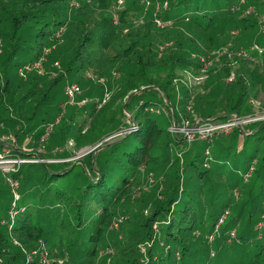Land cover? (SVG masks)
<instances>
[{
	"label": "trees",
	"instance_id": "16d2710c",
	"mask_svg": "<svg viewBox=\"0 0 264 264\" xmlns=\"http://www.w3.org/2000/svg\"><path fill=\"white\" fill-rule=\"evenodd\" d=\"M263 12L264 0H0V136L12 133L20 144L30 138L32 149L39 147L43 125L62 109L55 99L73 82L94 86L86 91L90 103L79 107L91 112L77 119L76 111H66L55 125L48 141L63 145L58 154L66 156L56 159L75 156L66 146L70 139L77 147H94L126 122L135 124L106 142L112 149L104 155L101 148L79 161H29L10 173L22 194L18 208L24 210L11 220L14 196L7 178L6 187L0 185L2 264H25L34 250L38 255L30 264H145L143 245L149 264H208L209 237L227 245L236 231L229 241L241 249L239 258L264 264V227L257 228L264 222V151L259 155L264 119L250 122L258 123L251 130L238 126L240 149L218 141L215 133L190 144L170 131L174 120L194 124L254 112L250 99L264 97V54L249 48L264 47ZM228 45L229 50L245 47L250 57L232 59L226 51L217 56ZM39 61L41 67H34ZM186 70L207 79L188 87L176 80ZM104 82L111 97L98 108ZM166 97L173 106L170 115L161 113V106L170 109ZM132 104L138 114L127 121ZM131 135L138 146L121 149L119 142ZM7 144L0 141V150ZM21 149L13 146L12 153L35 157ZM78 162L87 165L92 179L70 190ZM150 171L162 180L147 192L142 184ZM118 173L120 182L113 179ZM246 186L242 201L234 200L232 190ZM139 191L130 217L116 226ZM35 197L42 203L32 209ZM157 222L160 233L153 227ZM43 245L49 263L41 261Z\"/></svg>",
	"mask_w": 264,
	"mask_h": 264
},
{
	"label": "rangeland",
	"instance_id": "374dc122",
	"mask_svg": "<svg viewBox=\"0 0 264 264\" xmlns=\"http://www.w3.org/2000/svg\"><path fill=\"white\" fill-rule=\"evenodd\" d=\"M250 9L253 10L254 7L250 6ZM253 12H254V10H253ZM261 17L264 19V12L262 13ZM156 22H157V25L160 28H164L165 25H166L163 21H161L159 19H157ZM233 31H235V30H232V29L228 30L227 29L226 32H227V34L235 35V33H233ZM261 31L264 34V28L263 27L261 28ZM229 42H231V40ZM253 44H255V43H253ZM253 46H251L249 49L252 50ZM230 47L231 46H229V45L222 47L223 48L222 50H218L217 56H219L220 54H222V53H224L226 51V52H231L233 54L231 56L232 59H234V57H246V58L250 57L249 52L247 51V49L245 47L241 46V47L235 48V50H229ZM202 58H204V57L202 56ZM254 60L256 61V59H254ZM89 75H91V74H89ZM207 76L208 75L205 74V73H195V70H186V71H183V72H179L178 76L176 77V80L181 81L182 83H184L188 87L196 86L198 88L199 86H201L206 81ZM89 78L93 79L95 81L97 80V77H89ZM104 84H105L104 96L102 98H99V97L96 98V99H98V101H100L99 105H98V108H101V106L106 104L109 101L110 97H111L110 91L107 90L106 82H104ZM87 85H88L87 83L84 84V85H81V93L77 94V96L75 97L74 104H69L67 106L66 110H64L62 108L61 111L59 112V115L62 112H64V114H65L66 111H67V115H69V113L71 111H76V118L77 119L90 115V112H91L90 110H89L88 113H86V112H84L82 110L84 108H82V109L79 108L80 106L84 105V104H82L83 100H86L87 103H90V101H91L90 100L91 97L89 95H86V91L87 90H91V88H93L94 86H91V85L87 86ZM82 96L84 98H86V99H84ZM153 99L160 100V96L159 95H157V96L154 95ZM65 100H67L66 99V95L62 93V94H60L57 97V99H55V103L56 102L60 103L61 101L63 103ZM261 101H262V104L260 103ZM194 102L195 101H192V104ZM166 103L168 105H170V109L168 108V106H165V105L161 106V113H165L166 115H170V110L173 113V108H172L173 106H172V104L170 103V101L168 100L167 97H166ZM250 103L253 105V111L255 113L254 112L253 113H244V114L242 113L240 115V117H247L248 115H253V114H257L258 116L259 115L260 116L264 115V97L263 96L260 99H250ZM134 106L135 105L132 104L129 107V111H125L126 116H127V118H126L127 121H131V118H130L131 114H134V115L138 114V112L136 111V108H134ZM228 120L229 119L223 120L221 123H226V122H228ZM218 122H219V119H216V118L213 119V118L206 117V120L198 119L193 124V123H191L188 120L185 121V118H184V120L182 122H179V123L176 122V120H174V122L170 124L171 125L170 131L172 132V134L175 135L176 138L183 137V139H186L187 142L190 143V144H193L198 139L205 140L212 133L216 132L214 135L216 137H219L217 139L218 141L219 140L232 141L235 145H237L238 149H240L239 147L241 145V140L242 139H240V137H241L240 136V132H239V130H237L239 125L236 124L235 126H232L230 128V132L227 131V130H224V129H219L217 131L211 130L210 132H207L206 129L212 128L214 125L221 124V123H218ZM132 124L135 125L134 123H132ZM127 125H128V122H126L124 125H122L121 128L115 129L113 132H110L109 135H107L103 140L100 141V142H102L101 144H97L96 143V145H98V146L95 149H93V150H95L94 156H95V154H97V152L99 150H101V148L103 150V153H102L103 155L107 152V150L112 149L111 146L106 144V142L114 141L117 138H119L121 135L126 134L127 132L133 130V128H134L133 125H131V126H127ZM244 125H248L247 129L251 130V129L255 128L258 125V123H253V124H250V125L249 124H244ZM256 129H254V130H256ZM201 130H203L204 133L200 132ZM205 133H209L207 137H203V138L200 137V136H202ZM261 135L263 136V138H262L261 143H260L259 155H261L262 152L264 151V129L261 130ZM247 138L249 139L250 136H247ZM118 140L120 141V139H118ZM0 141H4V142L8 143L7 147L11 146V145H12V147L13 146L14 147H23L24 146L25 150H23V151H26L28 153L33 151V153H34L33 155H35L36 158L37 157L41 158V160L43 158L38 155L39 152H41L42 154H47L48 155V156H46L45 159L66 157L65 155H59L58 154V153H63V151H59L58 150V152H56V149L57 148L59 149V148L63 147V145H61L59 143H51L52 141H48L47 143H45V145L43 147L44 151H39V147H42L39 142H38L40 144L39 147H37L36 149H32V146L29 144V142L32 141V139L30 140L29 138L26 141H24V143H22V144L18 143L16 138H15V135L12 134V133L1 135L0 136ZM179 141H181V139H179ZM49 145H50V147H49ZM69 145L71 146V149H69L70 153L71 154H75V157H72V158L70 157L71 158L70 161H74V160L79 161L81 159L80 157L88 155L89 153H91L93 151V150H91V148L93 147L92 145H85V146H82V147H77L76 146V142L73 139H70L69 142L66 144V146H69ZM118 145H119V147H121V149H124L126 147L127 148L126 150H134L138 146V138L135 135H131L126 140H124V141L121 140ZM181 145H182V143H181ZM249 147H251V144H249ZM7 150H9V149L7 148V149H4L3 152H0L1 155H2V157H0V185H2L3 188L6 187V183H7L6 179L11 177L10 173L13 172L14 170H17L18 167H19L18 164H16L14 166L11 163H8V160L13 159V158H17V156H19V155L18 154H13V156H12L11 155L12 153L7 152ZM235 150L236 149H234L233 154H235V152H236ZM174 151H175V153L177 152L176 150H174ZM21 153H22V151H21ZM177 153L179 155L181 154L180 152H177ZM102 154L99 155V160H102V156H103ZM206 155L211 156L212 153L206 152ZM24 157H26L27 159H36L32 155L30 156V154H27ZM43 163H48V162L46 161V162H43ZM252 169H253V167L251 168V170ZM92 170L94 172H97L93 167H92ZM243 172H244V169H242V171L240 172L239 175H241ZM249 174L245 176V178H246L245 181H247V182H248ZM110 176H111V174H110ZM237 177H239V176L237 175ZM120 178H121V173L120 174L118 173L117 177L116 176L113 177V179H117V182H120ZM91 179H92V176L90 174V171H89V168L87 167V165L84 164V162L75 163V165L72 167V171H71L70 177H69V181H70L69 189L70 190H75V189H77V187H80L81 185L84 186ZM144 179H145V182L142 184L143 185L142 189H144L143 191H147L148 192V190L150 188H152L153 186L155 187L156 185H159L161 183L162 175L157 173V171H150L149 172V176H148V174H146ZM61 180H63V179H61ZM60 182L61 181L59 180L58 183H60ZM247 182H245V183H247ZM243 184L244 183H242V185ZM248 190H249V186H246L243 191L241 190V188L233 189L232 192H231L232 198L234 200H237V201L238 200L242 201L244 195H246ZM12 192H13V188H12ZM18 193H20V195L22 196L20 191ZM139 193H140V191L139 192H135L134 195H133L134 198H132V200L126 205V213H125L126 215L123 217V222H125L130 217V215L128 213L131 212L132 208L136 205L137 200L139 198L138 195H140ZM51 194H54V190H52ZM13 196H14V194H13ZM31 201H32V204L30 203V205L31 206L34 205L33 207H31L32 209L34 207H36V206H40L41 203H42V202L38 201V197L33 198ZM49 206L52 207V205H49ZM123 222L120 221L118 226L121 225ZM5 224H7V222ZM153 227H154L155 230L159 229L160 228L159 227V222L154 223ZM156 227H158V228H156ZM257 228H259V226ZM259 229H262V228H259ZM219 232H220V230H219ZM219 232H217L218 233L217 235H219ZM158 233H160V230L158 231ZM236 233H237V231H236ZM236 233H235V235H237ZM235 237H231L229 240H233V238H235ZM55 239L56 238L52 237L53 241H55ZM209 239L211 240V244H210L211 247L209 248V253L211 254L212 257L210 259L205 260L206 263H208V264H234L235 263L236 264L237 261L241 260L242 262H244V264H248V262L250 260V257L246 256L244 258H242V257L239 258L240 253H241V249L236 247L234 242H231V241H229L227 239L228 240V242H226L227 245H221V244L218 245L217 244L218 241L216 239V236H214V237L210 236ZM142 253H143V258H144V260H142V261L145 264H147L149 262V260L147 261L148 258L145 259V255H147V251H146V253H144L142 251ZM34 255H38V253H33V252L30 253L29 255H27V259L30 258V260L32 261Z\"/></svg>",
	"mask_w": 264,
	"mask_h": 264
},
{
	"label": "built area",
	"instance_id": "2783aa9c",
	"mask_svg": "<svg viewBox=\"0 0 264 264\" xmlns=\"http://www.w3.org/2000/svg\"><path fill=\"white\" fill-rule=\"evenodd\" d=\"M246 0H240L241 3H244ZM251 11V9L249 10ZM264 28V27H263ZM233 33H236V31H233ZM252 49L258 51L260 54H264V47H261L260 45L258 44H254V46L252 47ZM206 63V62H205ZM34 67H37V68H40L41 67V61L39 62H36ZM25 68H28L30 69L31 66L28 65L26 66ZM21 74L23 75L24 74V69L21 68ZM233 76L230 77V79H232ZM64 93L66 95V99L62 104H61V107L66 110L67 106L69 104H74V100H75V97L77 96V94L81 93V87L78 83L76 82H73V83H69L65 86V90H64ZM85 100H83V103L82 104H85ZM64 112H62L59 116H57V118L52 121V122H49V123H46L43 125V133L40 137V144L42 147H39V151H44L43 147L45 145V143L48 141L51 133L53 132L54 128H55V125H57L59 122H60V119L61 117L63 116ZM228 122L226 123H221L222 121H219L218 123H221V124H218V125H214L212 128H208L206 129L207 132H210L211 130L213 131H217L219 129H224V130H227L230 132V128L232 126H235L236 124L239 125V126H242L244 124H249L250 122H253V121H258V120H261V119H264V115H248L247 117H240L238 114H232L229 118H228ZM200 132L204 133L203 130H201ZM216 133V132H214ZM209 133H205L203 134L202 136L200 137H207ZM213 134V133H212ZM30 139V138H29ZM98 145L94 146L91 148V150L95 149ZM69 147H71L69 145ZM9 149L7 150V152H10L12 153V147H6L4 149ZM4 149L0 150V152H3ZM22 150H25V147L23 146L22 147ZM59 151H63V147L61 148H57L56 149V152ZM90 150V151H91ZM209 153V151H206ZM13 156V153L11 154ZM19 156H17V158H13V159H10L8 160V163H11L12 165H16L18 164L19 166L24 163V162H29V161H32V162H37V161H42V162H62V161H69L71 160V158H64V159H56V158H52V159H42L41 158H36V159H27L26 157L18 154ZM0 157H2L1 153H0ZM75 157V156H73ZM78 158V157H77ZM248 175V174H247ZM250 175V174H249ZM10 180V183H11V186L13 188V194H14V199H13V203L11 205V208H10V211H9V215L11 217V220H14L16 215L21 211V210H24V208H18V200L21 198V195L20 193H18V182L17 181H14L12 180L11 178H9ZM18 191V192H17ZM123 220V216L119 217V219L117 220V222L115 223L116 226H118V222L122 221ZM222 221V220H221ZM259 228H263L264 227V222H260L259 223ZM235 232L232 233V237H235ZM42 249H43V253H42V258H41V261L44 262V263H49L51 260L49 258V250L43 245L41 246ZM142 251L144 253H146V246L143 245L142 246ZM33 253H37V250H34ZM145 259H147L146 255H145ZM144 260V258H143ZM148 261V259H147ZM3 260L2 258H0V264H2ZM31 260L30 258L27 259L26 263L25 264H30ZM149 264V262L147 263Z\"/></svg>",
	"mask_w": 264,
	"mask_h": 264
},
{
	"label": "water",
	"instance_id": "95a60500",
	"mask_svg": "<svg viewBox=\"0 0 264 264\" xmlns=\"http://www.w3.org/2000/svg\"><path fill=\"white\" fill-rule=\"evenodd\" d=\"M137 92V90H135L132 94H134V93H136ZM132 96V95H131ZM131 96L130 97H127V100H126V103H125V107L127 106V103H128V101H129V99L131 98Z\"/></svg>",
	"mask_w": 264,
	"mask_h": 264
},
{
	"label": "bare ground",
	"instance_id": "6f19581e",
	"mask_svg": "<svg viewBox=\"0 0 264 264\" xmlns=\"http://www.w3.org/2000/svg\"><path fill=\"white\" fill-rule=\"evenodd\" d=\"M21 153V152H20ZM32 162V161H31ZM36 162V161H35ZM39 162H41V161H39Z\"/></svg>",
	"mask_w": 264,
	"mask_h": 264
}]
</instances>
